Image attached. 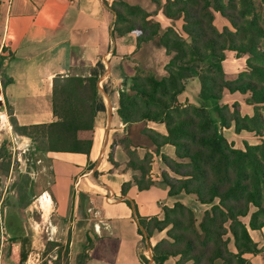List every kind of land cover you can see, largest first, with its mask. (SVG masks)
Returning <instances> with one entry per match:
<instances>
[{
    "label": "trees",
    "instance_id": "trees-1",
    "mask_svg": "<svg viewBox=\"0 0 264 264\" xmlns=\"http://www.w3.org/2000/svg\"><path fill=\"white\" fill-rule=\"evenodd\" d=\"M115 5L116 1L112 6L118 24L115 32L120 37L136 34L138 49L154 42L176 53L166 77L159 78L141 65L135 68V76L120 92L119 116L129 127L165 125L167 136L149 128L143 134L159 149L175 148L176 159L162 157L167 170L161 179L170 189L169 196L186 195L210 207L200 223L195 211L180 201L163 209V219L138 217L144 243L167 232V238L153 248L155 264L173 258H180L178 264H252L248 255L264 258V247L251 235L264 231V116L256 109L254 117H243L239 106L232 110L225 104L228 91L250 95L251 106L264 105V0H169L167 15L184 18L189 41L172 29L161 34V25L146 18L145 25H137ZM135 11L143 13L139 8ZM217 14L229 20L233 29L219 31ZM228 51L250 57V71L234 85L227 79ZM2 61L0 74L6 87L12 80L6 78ZM99 76L95 71L90 77L73 74L55 79L54 123L21 126L9 109L15 135L31 139L42 152L90 155L99 112L104 109ZM196 78L202 87L199 104L184 106L180 99L187 83ZM233 126L237 134H255L260 144L236 148L224 135ZM120 142L129 158L128 168L140 174L134 178L139 191L149 190L155 185L154 155L148 152L142 159L131 138ZM4 147L0 163L5 162ZM111 162L118 167L113 158ZM3 170L8 174L9 165ZM83 258L81 264H86L89 256ZM25 261L24 255L18 264Z\"/></svg>",
    "mask_w": 264,
    "mask_h": 264
},
{
    "label": "crops",
    "instance_id": "crops-1",
    "mask_svg": "<svg viewBox=\"0 0 264 264\" xmlns=\"http://www.w3.org/2000/svg\"><path fill=\"white\" fill-rule=\"evenodd\" d=\"M114 2L0 0V58L6 78L12 80L4 87L0 74L3 108L6 112L10 109L21 126L56 121L52 97L57 77H87L83 69L90 70L99 64L103 67L99 90L104 109L99 112L91 154L45 152L31 175L33 179L37 177V182L50 176L48 185L53 195L46 191L41 207L44 210L45 203L51 209L47 218L48 229L55 235L51 244L70 252L71 258H51L50 264H81L84 254L89 256L86 264H155L153 248L167 238V232L144 243L138 217L163 219L165 207H172L177 201L188 204L191 200L171 198L170 189L161 179L162 172L167 170L162 157L176 159L175 148L168 145L159 149L143 134V129L149 128L167 136L165 125L129 127L119 116L125 76H133L135 67L126 65L125 75H116L112 61L118 50L121 55L135 53L137 42L121 46L114 36ZM105 85L113 86L115 96L111 91L106 93ZM125 138L132 139L133 150L137 149L142 159L148 152L154 155L155 185L149 190L139 191L135 184L134 178L140 174L128 168L129 158L120 142ZM112 158L118 167L111 162ZM41 168H49V174ZM251 235L264 247V231H252ZM247 259L252 264H264L262 256L248 255ZM179 261L180 258H173L166 264Z\"/></svg>",
    "mask_w": 264,
    "mask_h": 264
},
{
    "label": "rangeland",
    "instance_id": "rangeland-1",
    "mask_svg": "<svg viewBox=\"0 0 264 264\" xmlns=\"http://www.w3.org/2000/svg\"><path fill=\"white\" fill-rule=\"evenodd\" d=\"M115 1L117 9L126 14L133 23L145 25L144 20L146 18L147 22L159 23L161 25V34H164L168 29H172L180 37L189 41V37L184 31V18L173 19L167 15L166 9L169 0ZM128 8H132L134 11L130 13ZM135 8H139L143 13L135 11ZM215 24L221 32L224 28L233 29L230 21L223 18L220 14L217 15ZM117 25L115 24V28ZM119 26L120 28L124 27L123 24ZM113 34L119 39L121 46L123 44H131L132 41L134 44L137 42L136 34L126 36V39L123 41L121 39L122 37L115 32V29ZM118 52H115V58L112 61L113 67H115H112L115 69L113 72L116 75H125L123 70L126 65L133 66V68L141 65L145 70L155 73L159 78L168 76V66L176 55L174 52L170 53L167 49L159 47L154 42L144 45L140 49L137 46L134 51L135 53L132 54L121 55ZM226 56L227 79L230 84L234 85L239 81L242 74L250 71L248 66L250 57L249 55H239L230 51L226 52ZM83 70L86 76L90 77L92 72L97 71L100 73L103 67L99 64L93 69ZM133 76H125L126 83ZM104 89L107 94L111 91L112 96H115L116 90L113 86L105 85ZM201 89L199 78L190 80L187 83L186 92L182 96L183 101L181 104L184 106L198 105ZM250 97L248 94H233L226 91L225 104L229 105L232 110H234L233 108L235 106H239L243 117H254L256 109L264 116V105L251 106L249 102ZM224 135L238 149H245V144L247 143L250 145H258L261 142V139L255 134L248 132L237 134L235 127L228 130L225 129ZM134 139L136 140V138ZM137 141L144 143L143 140L138 139ZM3 145H5L3 152L5 162L2 161L0 163V232L3 229L9 235L7 263L18 264L24 255L26 256L24 264H50L51 258H71L69 257V249L67 251L63 247L56 248L51 244L52 241L50 239L55 237L53 231L48 229L49 221H47V218L49 216L48 212L51 209L45 203L44 210L41 207L42 204L40 201H45L43 197L46 191L51 193V187L48 185L50 176L45 177L42 175L43 179L38 182L37 177L33 179L31 176L33 170H37L34 165L39 160L42 161V154L45 152L39 151L37 145L31 139L26 141L24 138L15 135L10 122V114L4 108L0 110V149ZM8 165L10 171L7 174L3 169H6ZM42 165L43 163L40 166L42 167ZM43 173L48 175L49 168L47 171H43ZM50 195L53 194L51 193ZM185 197L188 196L181 195L176 197V199H184ZM189 198L191 200L188 201V204H185L195 211L197 221L200 223L205 211L210 209V207L201 205L193 197ZM53 202L55 204V200ZM16 256L18 258H14ZM38 258H40V261L36 262L35 260H38Z\"/></svg>",
    "mask_w": 264,
    "mask_h": 264
},
{
    "label": "built area",
    "instance_id": "built-area-1",
    "mask_svg": "<svg viewBox=\"0 0 264 264\" xmlns=\"http://www.w3.org/2000/svg\"><path fill=\"white\" fill-rule=\"evenodd\" d=\"M9 243V235L2 229L0 232V264H8L7 258H8V252H7V246ZM36 262L40 261V258L38 260H35Z\"/></svg>",
    "mask_w": 264,
    "mask_h": 264
},
{
    "label": "water",
    "instance_id": "water-1",
    "mask_svg": "<svg viewBox=\"0 0 264 264\" xmlns=\"http://www.w3.org/2000/svg\"><path fill=\"white\" fill-rule=\"evenodd\" d=\"M4 107V102L2 99V93H1V88H0V110Z\"/></svg>",
    "mask_w": 264,
    "mask_h": 264
}]
</instances>
